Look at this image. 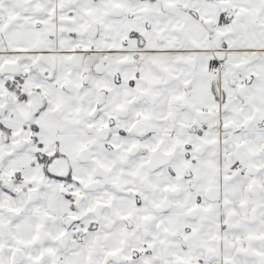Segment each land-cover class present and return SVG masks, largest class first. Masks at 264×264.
Here are the masks:
<instances>
[{
    "label": "snow or ice",
    "instance_id": "obj_1",
    "mask_svg": "<svg viewBox=\"0 0 264 264\" xmlns=\"http://www.w3.org/2000/svg\"><path fill=\"white\" fill-rule=\"evenodd\" d=\"M0 264H264V0H0Z\"/></svg>",
    "mask_w": 264,
    "mask_h": 264
}]
</instances>
